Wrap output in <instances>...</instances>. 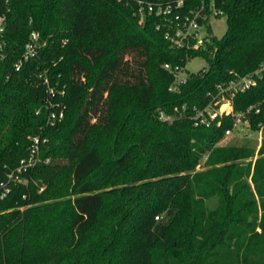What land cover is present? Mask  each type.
<instances>
[{
    "label": "trees",
    "instance_id": "1",
    "mask_svg": "<svg viewBox=\"0 0 264 264\" xmlns=\"http://www.w3.org/2000/svg\"><path fill=\"white\" fill-rule=\"evenodd\" d=\"M214 2L223 34L185 50L154 15L138 23L135 0H0V182L45 138L0 198V264H264V138L251 162L248 144L218 145L229 118L188 117L228 71L260 75L234 110L264 98V0ZM32 31L37 54L15 71ZM195 56L205 67L185 71ZM163 63L183 68L175 91ZM43 78L64 90L52 125Z\"/></svg>",
    "mask_w": 264,
    "mask_h": 264
},
{
    "label": "built area",
    "instance_id": "2",
    "mask_svg": "<svg viewBox=\"0 0 264 264\" xmlns=\"http://www.w3.org/2000/svg\"><path fill=\"white\" fill-rule=\"evenodd\" d=\"M118 2L128 3L131 0H116ZM195 1V2H194ZM137 5L136 15L138 23L143 21L145 14H152L157 18L155 29L162 32L163 38L173 48L180 49H199L205 46L208 42L210 33L209 27L210 18L222 16V11L215 6L214 0H135ZM4 14H0V59L4 57V40L2 38L4 29ZM38 34L34 31L30 32L28 40L23 45V51L13 65L17 71L23 62L33 58L37 54ZM162 67L173 74V80L169 85L170 91H175L177 87L185 81V73L182 67H171L168 63H163ZM264 65H262V68ZM230 78L226 82L216 84L215 95L210 97L209 102L201 108L193 106L191 114L188 117L192 120L193 125L209 126L212 123L220 125L225 118L230 119V127L224 129L220 140L235 134L246 137L252 135L256 139V145L259 147L261 140L264 138V123H256L255 129L250 126L251 115H256L261 112V106H264V98L258 103L247 105L241 110H234L232 99L234 96L243 92L256 84L257 78L260 77L258 70L244 75H238L235 72L228 71ZM45 85L46 97L43 103L47 109L46 123H53L62 119L64 115V104L58 99L63 96V86L60 89H55L48 83L46 78H43ZM224 105V107H222ZM181 110L185 109L181 105ZM158 118L161 120H170V116L160 112ZM45 142V138L38 136L30 137L28 154L25 158L18 161L17 166L10 170L6 175V181L0 182V198L4 197L10 190L9 182H21V173L27 171L40 161L39 149L41 144ZM44 163L47 160L43 161ZM15 178V180H14Z\"/></svg>",
    "mask_w": 264,
    "mask_h": 264
},
{
    "label": "rangeland",
    "instance_id": "3",
    "mask_svg": "<svg viewBox=\"0 0 264 264\" xmlns=\"http://www.w3.org/2000/svg\"><path fill=\"white\" fill-rule=\"evenodd\" d=\"M224 30H225V18L223 16L210 18V20H209V32L212 36H214L215 38H219L223 34ZM203 67H205L204 60L199 56H195V57H192L186 61L185 66H184V70L187 72H195L198 69H201ZM240 133H239V135L233 134V135L225 138L224 140H220L218 142V145H225V144H230V143H235L238 145L248 144L250 147H252L254 149V151H253V155L251 157H249L247 160H251V162H253L257 158V152L256 151H257L258 147L256 145L257 144L256 139L252 135H246V137H244L242 135L240 136ZM202 162H203V160L200 161V166L198 168L202 167L201 166ZM14 180H15V178H14ZM23 180L24 179H21V182ZM43 188H44V186L42 185L39 188V191L42 190ZM20 209H23V207H20Z\"/></svg>",
    "mask_w": 264,
    "mask_h": 264
},
{
    "label": "bare ground",
    "instance_id": "4",
    "mask_svg": "<svg viewBox=\"0 0 264 264\" xmlns=\"http://www.w3.org/2000/svg\"><path fill=\"white\" fill-rule=\"evenodd\" d=\"M222 107H224V105Z\"/></svg>",
    "mask_w": 264,
    "mask_h": 264
}]
</instances>
